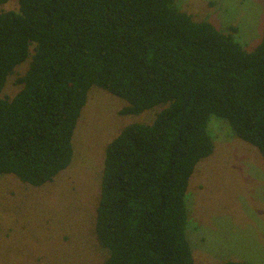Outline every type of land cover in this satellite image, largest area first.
Masks as SVG:
<instances>
[{
    "label": "trees",
    "instance_id": "trees-1",
    "mask_svg": "<svg viewBox=\"0 0 264 264\" xmlns=\"http://www.w3.org/2000/svg\"><path fill=\"white\" fill-rule=\"evenodd\" d=\"M9 1L0 0V175L41 186L67 169L93 86L123 99V115L157 107L106 146L92 235L103 264H197L186 196L214 151L210 116L264 158V29L248 50L237 27L197 20L178 0ZM25 63L19 89L3 95Z\"/></svg>",
    "mask_w": 264,
    "mask_h": 264
},
{
    "label": "rangeland",
    "instance_id": "rangeland-1",
    "mask_svg": "<svg viewBox=\"0 0 264 264\" xmlns=\"http://www.w3.org/2000/svg\"><path fill=\"white\" fill-rule=\"evenodd\" d=\"M15 3L10 0L7 6ZM178 5L222 30L237 27L240 40L235 39L248 50L262 39L264 0H178ZM26 66L9 78L3 95L16 93L18 73ZM125 104L93 86L74 132L67 169L41 186L13 174L0 175V264L104 263L108 253L92 232L106 146L125 125L151 122L159 110L123 115L119 111ZM207 130L214 151L196 165L186 196L187 235L196 263L264 264V158L216 114Z\"/></svg>",
    "mask_w": 264,
    "mask_h": 264
}]
</instances>
